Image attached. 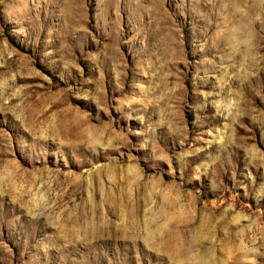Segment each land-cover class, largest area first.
Instances as JSON below:
<instances>
[{
	"label": "rangeland",
	"instance_id": "374dc122",
	"mask_svg": "<svg viewBox=\"0 0 264 264\" xmlns=\"http://www.w3.org/2000/svg\"><path fill=\"white\" fill-rule=\"evenodd\" d=\"M0 264H264V3L0 0Z\"/></svg>",
	"mask_w": 264,
	"mask_h": 264
},
{
	"label": "clouds",
	"instance_id": "9594fccd",
	"mask_svg": "<svg viewBox=\"0 0 264 264\" xmlns=\"http://www.w3.org/2000/svg\"><path fill=\"white\" fill-rule=\"evenodd\" d=\"M261 3H264V0H260ZM254 41H255V37L254 35H252L250 32L248 33L247 35V39L245 41V43L247 44H254Z\"/></svg>",
	"mask_w": 264,
	"mask_h": 264
}]
</instances>
